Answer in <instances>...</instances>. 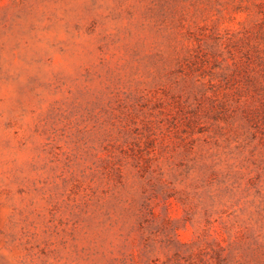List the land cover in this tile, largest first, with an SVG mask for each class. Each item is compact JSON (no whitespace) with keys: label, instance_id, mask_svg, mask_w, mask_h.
<instances>
[{"label":"rangeland","instance_id":"rangeland-1","mask_svg":"<svg viewBox=\"0 0 264 264\" xmlns=\"http://www.w3.org/2000/svg\"><path fill=\"white\" fill-rule=\"evenodd\" d=\"M0 264H264V0H0Z\"/></svg>","mask_w":264,"mask_h":264}]
</instances>
